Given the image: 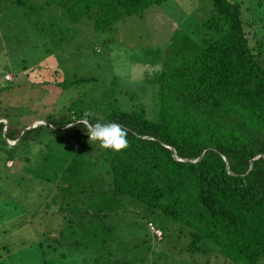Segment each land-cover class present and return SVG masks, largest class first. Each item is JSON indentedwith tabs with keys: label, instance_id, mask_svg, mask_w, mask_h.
Instances as JSON below:
<instances>
[{
	"label": "trees",
	"instance_id": "trees-1",
	"mask_svg": "<svg viewBox=\"0 0 264 264\" xmlns=\"http://www.w3.org/2000/svg\"><path fill=\"white\" fill-rule=\"evenodd\" d=\"M207 1L209 15L174 30L149 67L141 64L138 78L128 81L108 68L92 77H77L74 68L66 76L67 59L59 56H72L68 47L86 20L93 32L110 36L118 21L161 0H0V40L25 32L14 48L31 43L43 56L35 69L40 60L53 67L52 79L38 88L54 85L59 93L90 82L42 119L46 124L23 125L14 136L13 126L3 130L0 122V161L10 160L8 170L36 187L35 196L27 191V204L38 198L32 215L48 221L37 227L45 235L35 244L40 253L62 259L66 247L79 264H178L173 253L188 264L264 258V36L251 24L260 17L245 20L232 0ZM89 44L92 58L107 56V48ZM92 58L79 67L97 68ZM24 60H17L20 69ZM18 85L13 79L8 87ZM86 112L90 122L124 127L130 146L113 152L89 141L78 123ZM210 252L195 263L194 255Z\"/></svg>",
	"mask_w": 264,
	"mask_h": 264
},
{
	"label": "rangeland",
	"instance_id": "rangeland-1",
	"mask_svg": "<svg viewBox=\"0 0 264 264\" xmlns=\"http://www.w3.org/2000/svg\"><path fill=\"white\" fill-rule=\"evenodd\" d=\"M232 1L239 5L245 20L260 17L251 24L258 37L264 36V0ZM209 12L207 0H161L157 5L150 4L141 9L138 14L127 16L118 21L115 33L110 36L93 32L92 24L86 20L82 24V35L78 37V40L76 36L74 41H71L73 42L72 46L68 47L72 49V56H68V54L59 56L63 60L67 59V66L63 70L66 76L69 74L68 71L75 68L73 72L78 74L77 77L86 75L92 77L93 75L97 76L99 68H108L113 77L133 80L138 78L140 70H142L139 68L141 64H144L141 65L143 67H149L153 51L160 50L169 41L174 30L183 26L192 27L206 18ZM3 26L4 23L0 25V31L3 30ZM24 33L20 32L19 35L14 33L16 36L13 41L16 42V37L22 39ZM106 37L114 39L113 43L102 44L101 41ZM28 38L33 40L34 36L31 35ZM13 41L6 43L4 39L0 40V88L5 87V91L0 92V122L3 124V128H1L3 130L11 124L10 126H13L16 131L14 136H17L20 132L19 127L39 124L40 121L44 122L42 119L55 116L61 106L80 95L79 90L85 91L90 82L87 84L83 82L78 87L69 86L63 91L60 90L59 93V88L54 85H50L51 87L44 85L40 87L42 89L38 88L36 83L43 81V78L52 79L50 76L51 70H53L52 65L48 63L45 66L43 63L45 60H40L36 64L41 69L38 71L33 63L43 57L38 53L41 50H34L31 43L26 44L23 40L16 43L17 46L14 48ZM25 41H27L26 37ZM36 42L38 43V41ZM89 42L93 43L100 52H105L107 48L109 50L107 56L104 57L99 53L92 58L88 49ZM81 45L82 52H84L82 55L77 52ZM10 47L12 50H8ZM11 51H14V54ZM20 58L25 59L26 69H20V63L17 62ZM87 58L95 60L92 61V67L97 68L92 70L88 66L79 67ZM106 59H110V61L104 62ZM4 74H9L11 79L4 81ZM13 79L19 85L9 88L8 84ZM85 95L87 96L88 93L85 92ZM38 98L43 99V102H38ZM25 110H28L29 114ZM68 135H64V139H67ZM13 142L14 140L7 141L8 144ZM37 150L39 151L40 148ZM10 164V160L1 159L0 161V264H42L43 261L47 264H79L77 252L68 253L66 247H64L65 257L62 259H59L60 256L58 257L55 252L40 253L35 244L40 239L44 240L43 236L45 235L37 227L39 222L45 223L44 226L40 225L45 227L48 221L40 213L38 215L41 220L36 216L33 217L32 212L38 210V198L34 197L36 187H32L31 183L24 178L18 179V171L8 170L11 168ZM19 169H21V165ZM12 179H18L17 184H14ZM29 189L34 191V196L29 199L32 205L27 204L29 197L26 193ZM56 224L57 221L53 220V227ZM46 253H50V257L46 258ZM211 256V252L202 256L196 254L193 259L196 263V261L209 259ZM170 257L172 260H178L176 262L178 264H182L180 257H183L185 262L188 261L187 257L177 256L174 253ZM184 264H188V262ZM257 264H264V258L259 259Z\"/></svg>",
	"mask_w": 264,
	"mask_h": 264
},
{
	"label": "clouds",
	"instance_id": "clouds-1",
	"mask_svg": "<svg viewBox=\"0 0 264 264\" xmlns=\"http://www.w3.org/2000/svg\"><path fill=\"white\" fill-rule=\"evenodd\" d=\"M91 115V112H86L81 121L78 122L83 124V127L88 134L89 141L99 142L102 148L111 150L113 152H120L130 146L129 140L127 138L128 131L124 127H122L120 124L110 121L90 122L88 117Z\"/></svg>",
	"mask_w": 264,
	"mask_h": 264
},
{
	"label": "built area",
	"instance_id": "built-area-1",
	"mask_svg": "<svg viewBox=\"0 0 264 264\" xmlns=\"http://www.w3.org/2000/svg\"><path fill=\"white\" fill-rule=\"evenodd\" d=\"M3 79H4V81H9L11 78H10V75L9 74H4L3 75ZM148 226H149L150 230L153 232V234L155 236H158L159 231L155 230L153 228L152 224H150V223H148Z\"/></svg>",
	"mask_w": 264,
	"mask_h": 264
},
{
	"label": "water",
	"instance_id": "water-1",
	"mask_svg": "<svg viewBox=\"0 0 264 264\" xmlns=\"http://www.w3.org/2000/svg\"><path fill=\"white\" fill-rule=\"evenodd\" d=\"M39 123H40V124H46L45 122H41V121H40ZM33 125H34V124L30 125L29 127H26L25 129H29V128L33 127ZM170 150H172V149L170 148ZM180 160L183 161V160H185V159L183 158V159H180ZM224 160H225V159H224Z\"/></svg>",
	"mask_w": 264,
	"mask_h": 264
}]
</instances>
